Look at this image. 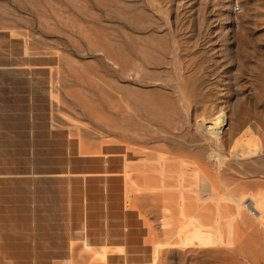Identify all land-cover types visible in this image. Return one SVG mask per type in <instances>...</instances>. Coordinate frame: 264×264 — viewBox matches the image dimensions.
<instances>
[{
  "label": "rangeland",
  "instance_id": "obj_1",
  "mask_svg": "<svg viewBox=\"0 0 264 264\" xmlns=\"http://www.w3.org/2000/svg\"><path fill=\"white\" fill-rule=\"evenodd\" d=\"M0 71V264H264V0H0Z\"/></svg>",
  "mask_w": 264,
  "mask_h": 264
},
{
  "label": "water",
  "instance_id": "obj_2",
  "mask_svg": "<svg viewBox=\"0 0 264 264\" xmlns=\"http://www.w3.org/2000/svg\"><path fill=\"white\" fill-rule=\"evenodd\" d=\"M28 83V80L19 73L13 71H0V86L7 85L13 89H19L20 85Z\"/></svg>",
  "mask_w": 264,
  "mask_h": 264
},
{
  "label": "bare ground",
  "instance_id": "obj_3",
  "mask_svg": "<svg viewBox=\"0 0 264 264\" xmlns=\"http://www.w3.org/2000/svg\"><path fill=\"white\" fill-rule=\"evenodd\" d=\"M211 124H212V123H211ZM212 125H214V124H212ZM215 125H216V124H215ZM247 136H248V135H247ZM240 141H241V142H239V143H243L242 140H240ZM243 141H244V140H243ZM245 141H247V140H245ZM245 141H244V142H245ZM244 149H245V148H244ZM251 150H252V149H251ZM249 153H250V152H249ZM243 154L245 155L246 152H245V153L243 152ZM246 155H247V154H246Z\"/></svg>",
  "mask_w": 264,
  "mask_h": 264
}]
</instances>
